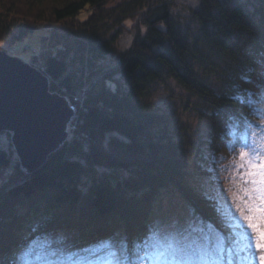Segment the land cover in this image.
<instances>
[{"label": "trees", "instance_id": "16d2710c", "mask_svg": "<svg viewBox=\"0 0 264 264\" xmlns=\"http://www.w3.org/2000/svg\"><path fill=\"white\" fill-rule=\"evenodd\" d=\"M171 4L0 0V41L49 28L29 62L76 107L72 135L34 171H24L0 142V264H36L39 257L40 264L69 263L64 255L45 256L54 243L86 254L111 238L126 240L131 251L175 192L232 236V218L218 214V206L224 210L200 179L211 156L151 92L172 79L197 97L195 110L210 121L208 150L223 160L235 154L229 141L245 132V120L263 132L264 0H200L192 11L196 33L175 19ZM129 30L131 45L113 64H101ZM230 123L239 131L229 135Z\"/></svg>", "mask_w": 264, "mask_h": 264}, {"label": "rangeland", "instance_id": "374dc122", "mask_svg": "<svg viewBox=\"0 0 264 264\" xmlns=\"http://www.w3.org/2000/svg\"><path fill=\"white\" fill-rule=\"evenodd\" d=\"M169 1L172 3V13L175 19L179 21L184 29L189 30L191 33H196L198 30V24L194 21L192 11L199 6L200 0ZM86 15L87 13L83 12L80 15V18H85ZM128 24L130 25V21ZM48 31L49 28L46 27L34 34L28 35L23 40L12 43L0 41V49L5 50L8 54L19 56L29 62L30 55H32V53L39 52V41L41 36ZM133 38V31H125L115 47L116 52L106 55L100 63L113 64L116 60L117 53L127 49L131 45ZM62 96L67 99L65 107L67 106L69 109L66 108V111L71 109V113H69V120L65 123L64 128L61 130V133H63L61 143H64L72 135V121L76 115V107L68 96L64 94H62ZM151 98L161 109L170 111L173 118H175V121L183 125V129L187 132L186 137L192 140L195 145L198 144L201 147V151H204L205 156H208V154L209 157L211 156L208 161L211 162L208 163V168H210V170L202 173L200 175V179L205 190L212 193L217 198L224 212L233 219V216L228 210V206L223 197L221 186L225 189H233V184L231 183L232 162L236 157V153L223 160L222 158H218L214 152L208 150L211 138L210 121L204 119L200 113L195 110L194 107L196 106L198 98L183 89L176 81L168 79L156 82L151 92ZM14 134L15 131L13 129L4 128L0 133V142L4 147L9 148L10 146V148L13 149L14 155L19 161L21 168L24 169V171L29 172L28 166L22 161L21 155L15 145ZM206 159L208 160V157ZM10 173L11 172L8 171L6 175H10ZM4 181L5 179H0V186L4 183ZM153 216L155 217L154 222L141 237L142 241L149 246H159V240L150 236V233H152L155 229H158L161 233L173 232L178 234V241L185 246L190 243L204 242L207 237H211L214 242L221 236H223L229 243L233 240V236L230 234L226 235L213 223L206 222L203 218L196 215L194 210L185 200H183L182 197H180L177 192L167 194L163 202L155 210ZM234 247L235 245H233V248ZM98 253L102 259H98ZM201 256H204L205 260L208 258L204 253H201L198 250L194 251L188 249L185 252H177L175 261L169 259L168 264H203L200 259ZM103 257L104 254L99 251L79 254L77 257V264H106L107 258ZM224 260L225 264H227V253H225ZM16 264L27 263L23 262ZM48 264H70V262L65 263L64 261L59 262L57 260ZM256 264H259L258 260L256 261Z\"/></svg>", "mask_w": 264, "mask_h": 264}, {"label": "snow or ice", "instance_id": "6c2138e0", "mask_svg": "<svg viewBox=\"0 0 264 264\" xmlns=\"http://www.w3.org/2000/svg\"><path fill=\"white\" fill-rule=\"evenodd\" d=\"M239 127L238 123H230L229 135L233 128L239 131ZM244 128L245 132L241 136L235 141H229L230 147L236 153L232 162L233 189L221 186L228 210L233 216L228 222L233 236L231 243L221 236L215 242L207 237L204 242L185 246L178 241V234L161 233L155 229L150 236L159 240L158 247L141 241L130 251L126 240L110 238L100 241L94 248L104 254L103 258H107L106 264H168L169 259L175 261L177 252L188 249L204 253L208 258L205 260L204 256L200 257L203 264H225V253L228 254L227 264H256L257 260L259 264H264V132H254L251 122L247 120L244 121ZM218 214L222 217L226 215L220 211L219 206ZM60 243L63 245L64 242ZM48 252L53 256L64 255L70 264H77L79 254L66 247H57L54 243L47 246L45 256ZM97 255L98 259H102L99 253ZM43 260L44 257H39L37 264Z\"/></svg>", "mask_w": 264, "mask_h": 264}, {"label": "water", "instance_id": "95a60500", "mask_svg": "<svg viewBox=\"0 0 264 264\" xmlns=\"http://www.w3.org/2000/svg\"><path fill=\"white\" fill-rule=\"evenodd\" d=\"M66 103L41 68L0 49V133L15 131V145L29 172L63 144L61 130L71 113Z\"/></svg>", "mask_w": 264, "mask_h": 264}]
</instances>
